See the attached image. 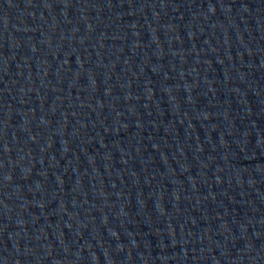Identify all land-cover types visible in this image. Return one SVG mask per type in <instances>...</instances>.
<instances>
[{
	"label": "water",
	"instance_id": "1",
	"mask_svg": "<svg viewBox=\"0 0 264 264\" xmlns=\"http://www.w3.org/2000/svg\"><path fill=\"white\" fill-rule=\"evenodd\" d=\"M0 264H264V0H0Z\"/></svg>",
	"mask_w": 264,
	"mask_h": 264
}]
</instances>
